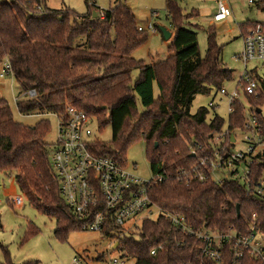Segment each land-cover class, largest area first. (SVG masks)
<instances>
[{
	"label": "trees",
	"instance_id": "16d2710c",
	"mask_svg": "<svg viewBox=\"0 0 264 264\" xmlns=\"http://www.w3.org/2000/svg\"><path fill=\"white\" fill-rule=\"evenodd\" d=\"M83 2L86 11L78 13L66 6L52 9L46 0H0V65L5 59L9 61L20 95L35 91L33 97L16 103L17 111L25 115L61 112L67 105L84 110L97 120L100 133L111 128L110 142L101 140L96 146L99 155L126 166L128 148L140 140L146 143L152 176H164L163 182L153 184L148 191L153 205L184 216L193 230L225 232L233 228L247 233L250 224L257 223L264 233V202L257 200L251 189L232 180L217 184L192 178L194 165L213 158L211 139L225 133L224 141L216 147L221 152L229 151L234 148L231 136L247 121L241 101L233 105L234 113L227 120L215 114L208 123L206 107L190 113L196 96H211L233 79L223 63L216 28L208 29L207 50L201 57L194 30L199 26L192 25L190 15L177 0H167V20L173 30L170 57L146 65L133 54L148 35L139 30L125 0H115L114 7L103 11L96 0ZM256 6L264 9V0ZM258 25L262 24H241V35ZM135 70L139 76L133 83ZM252 74L257 80L255 71ZM154 86L159 91L157 98ZM245 97L251 104V115L257 117V132L264 142V82L254 95ZM139 101L143 112L139 111ZM50 130L47 120L32 126L15 121L0 94V171L14 175L29 206L54 219L53 235L65 242L71 233L83 232L85 222L72 214L59 195L45 141ZM252 169L256 178L264 174V152L256 156ZM38 232L29 225L23 242ZM118 233L109 221L101 235L116 238L113 246L122 248L124 257L134 259L135 264H217L203 257L200 243L178 235L164 216L145 219L139 232L130 236L117 238ZM183 238L185 245H177L176 240ZM0 246L4 253L0 264H15L8 248ZM155 249L156 255L152 256Z\"/></svg>",
	"mask_w": 264,
	"mask_h": 264
},
{
	"label": "built area",
	"instance_id": "2783aa9c",
	"mask_svg": "<svg viewBox=\"0 0 264 264\" xmlns=\"http://www.w3.org/2000/svg\"><path fill=\"white\" fill-rule=\"evenodd\" d=\"M182 1V0H181ZM231 0H217L216 11L212 15L213 22L231 21L233 11ZM250 5H258L262 0H245ZM142 31L141 28H139ZM148 30L154 31L150 24ZM244 64V72L240 83L230 92L222 88L218 93L227 97L228 113H234L233 105L237 101L243 103L242 96L254 95L259 82L253 77L252 69L248 65L253 62H264V26L258 25L249 29L243 36V49L239 56ZM12 76L13 71L7 59L4 60L0 78ZM35 95L31 90L17 97L16 103L22 98ZM211 107H214L212 104ZM250 107V111H251ZM246 117L245 132L254 133L256 137H245L247 149L234 148L221 152L216 146L225 139V133L216 135L219 141L212 144L213 158L202 159L191 169L192 178L200 182L212 180L222 184L227 180L240 183L252 190L253 196L264 202V174L259 178L253 173L252 166L256 156L264 152V142L257 132V117ZM20 114V113H19ZM23 117H36L39 120L53 119L56 122V138L49 144V162L58 184L60 197L69 206L72 214L85 222L84 231L99 232L112 221L119 230L118 237L130 236L139 232L145 219L157 220L164 216L171 228L180 236L188 237L202 245L203 257L215 261L217 264H264V233L257 223H251L247 233H240L233 228L225 232L218 230H193L187 225L184 216L167 213L153 205L148 191L153 184L164 181V176H155L146 181L126 166L107 156L98 154L96 146L101 139L97 120L89 116L84 110L67 105L63 111H45L31 114H20ZM231 136V140H232ZM192 154L195 151L192 149ZM185 175V173L183 172ZM13 203L21 207L23 200L16 197ZM146 215V216H144ZM255 220V217L253 218ZM138 224H140L138 226ZM113 245L116 238L113 239ZM177 245L184 246L186 240H176ZM118 245V244H117ZM161 249V247L159 248ZM156 255V249L151 252ZM68 264H88L81 256H74ZM112 264H120L114 260Z\"/></svg>",
	"mask_w": 264,
	"mask_h": 264
},
{
	"label": "rangeland",
	"instance_id": "374dc122",
	"mask_svg": "<svg viewBox=\"0 0 264 264\" xmlns=\"http://www.w3.org/2000/svg\"><path fill=\"white\" fill-rule=\"evenodd\" d=\"M167 0H125L126 4L132 10L137 24L142 29H147L151 24L155 32H147L146 42L138 48L133 54L134 59L145 62L146 65H153L170 57L168 51L170 40H166L159 32V27L170 26L167 20L166 10ZM47 5L52 9H60L64 6L78 13L86 11L83 0H46ZM178 4L184 9L185 13L190 15L192 25H198L196 30L198 34V45L200 56L204 57L207 50L208 29L211 26L216 28V41L223 47L222 60L224 65L232 72V81L225 83L223 88L233 91L240 83V77L244 72V64L239 56L243 49V37L241 35L240 25L247 22H257L264 24V9L256 5H250L245 0H231L230 5L233 11V21L212 22V15L216 11L217 0H177ZM98 7L103 11L115 6V0H96ZM261 4V3H260ZM210 10L211 16H200L199 12L194 10ZM194 11V12H192ZM195 16V18L192 17ZM145 31V30H143ZM4 61L0 65V72L3 69ZM249 69L255 71L258 76L259 84L264 82V62H253L248 65ZM254 75V74H252ZM139 76V71L132 73L133 83ZM254 77V76H253ZM255 78V77H254ZM256 79V78H255ZM0 94L10 106L14 120L24 125H35L39 119L36 117H23L16 109V98L19 97V89L12 76L6 75L0 78ZM159 91L156 88L158 97ZM156 97V98H157ZM246 117L249 115L251 104L242 99ZM227 97L219 95L218 91L213 92L211 96L198 95L195 97L190 113L195 114L200 107H206L209 110L207 122L209 123L215 114L227 120L228 113ZM214 107H211L210 105ZM140 112L144 108L138 102ZM264 117V106L261 108ZM51 130L46 136L45 141L50 144L56 138V122L49 120ZM226 130V125L224 127ZM245 127L236 132V148L245 151L247 143L245 137H256L254 133L245 132ZM104 142H110L112 131L110 127L105 128L104 132L98 136ZM219 139L215 137L212 144H217ZM127 167L130 171L136 173L143 180L152 179L150 164L146 155V143L140 140L132 144L126 154ZM16 196L23 200V206L18 207L13 203ZM146 216V215H144ZM0 220L2 230L0 231V244L6 246L10 253L11 260L15 264L35 263L38 264H68L74 256L83 257L88 264H112L114 260L120 264H135L132 258L124 257L122 248L113 246L114 240L102 236L99 232L83 231L71 233L67 241L61 242L54 235L55 220L50 219L29 206L25 196L20 192L13 174H6L0 171ZM29 225L39 229L36 236L23 242L24 235ZM140 224H138L139 226ZM0 261H4V253L0 246Z\"/></svg>",
	"mask_w": 264,
	"mask_h": 264
},
{
	"label": "crops",
	"instance_id": "0c3cea01",
	"mask_svg": "<svg viewBox=\"0 0 264 264\" xmlns=\"http://www.w3.org/2000/svg\"><path fill=\"white\" fill-rule=\"evenodd\" d=\"M199 12V14H200V16L202 15V16H207V17H210L211 16V12H210V10H207V9H205V10H202V11H198ZM231 21H233V19L231 20ZM213 22V21H212ZM150 25V24H149ZM148 25V26H149ZM139 26V25H138ZM139 28H141L140 26H139ZM170 33H171V35L173 34V30L171 29V26H168V27H165ZM142 29V28H141ZM153 29H154V27H153ZM143 30H145V31H148V27H147V29H142V31ZM150 31V30H149ZM152 32V31H151ZM153 32H155V30L153 31ZM172 37V36H171ZM243 37V36H242ZM156 86H154V97L156 98L157 97V95H156ZM16 197H18V196H16Z\"/></svg>",
	"mask_w": 264,
	"mask_h": 264
},
{
	"label": "water",
	"instance_id": "95a60500",
	"mask_svg": "<svg viewBox=\"0 0 264 264\" xmlns=\"http://www.w3.org/2000/svg\"><path fill=\"white\" fill-rule=\"evenodd\" d=\"M94 16H96V14H94ZM160 32L162 33V36L166 39V40H170L171 39V33L165 28V27H159ZM258 112H261V110H258ZM234 137L232 136V142H234ZM237 212H239V207L237 206ZM117 246V245H116Z\"/></svg>",
	"mask_w": 264,
	"mask_h": 264
}]
</instances>
